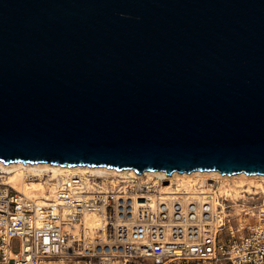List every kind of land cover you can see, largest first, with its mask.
<instances>
[{
    "label": "water",
    "instance_id": "95a60500",
    "mask_svg": "<svg viewBox=\"0 0 264 264\" xmlns=\"http://www.w3.org/2000/svg\"><path fill=\"white\" fill-rule=\"evenodd\" d=\"M0 160L264 173V0H0Z\"/></svg>",
    "mask_w": 264,
    "mask_h": 264
},
{
    "label": "built area",
    "instance_id": "2783aa9c",
    "mask_svg": "<svg viewBox=\"0 0 264 264\" xmlns=\"http://www.w3.org/2000/svg\"><path fill=\"white\" fill-rule=\"evenodd\" d=\"M51 182L23 191L0 177V264H264V192L233 198L210 180L163 193L120 173Z\"/></svg>",
    "mask_w": 264,
    "mask_h": 264
},
{
    "label": "bare ground",
    "instance_id": "6f19581e",
    "mask_svg": "<svg viewBox=\"0 0 264 264\" xmlns=\"http://www.w3.org/2000/svg\"><path fill=\"white\" fill-rule=\"evenodd\" d=\"M79 173L85 178L88 175L100 177L105 173H120L129 174L135 177L144 179L146 181L154 180L158 182L159 186L157 190L163 193H176L181 190H192L199 186H205L210 180L217 182V192L230 194L233 198H240L242 191L250 194H258L264 192V173L248 174L244 171L227 174L222 173L218 170H192L190 172H179L173 171L167 173L161 169L145 170L143 172H136L133 168L116 169L107 166H93L87 164H59L52 162H23V161H12L4 162L0 160V177L2 179L7 178L23 191L43 189L44 183L40 181L45 178V182L48 184L45 188H49L53 191V183H49L50 179H60L68 173ZM24 176L37 177V181H30L26 183ZM36 196L35 191H33ZM48 197L49 194H46ZM172 195V194H168ZM217 194H214L216 196ZM135 205V204H134ZM241 208V205L236 204ZM242 209V208H241ZM240 209V210H241ZM85 221L88 224H95L98 220V214L95 211H88L84 215Z\"/></svg>",
    "mask_w": 264,
    "mask_h": 264
},
{
    "label": "rangeland",
    "instance_id": "374dc122",
    "mask_svg": "<svg viewBox=\"0 0 264 264\" xmlns=\"http://www.w3.org/2000/svg\"><path fill=\"white\" fill-rule=\"evenodd\" d=\"M239 206H236L235 205V212H238V211H240V209L242 208H238ZM235 223V217H233L232 219H231V223ZM145 262H148V260H144V261H141V264H145ZM138 264V263H137Z\"/></svg>",
    "mask_w": 264,
    "mask_h": 264
}]
</instances>
